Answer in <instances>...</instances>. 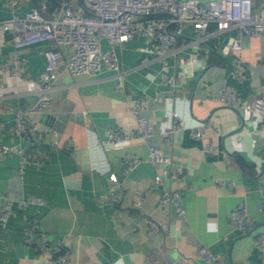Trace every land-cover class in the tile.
I'll list each match as a JSON object with an SVG mask.
<instances>
[{
  "label": "crops",
  "instance_id": "1",
  "mask_svg": "<svg viewBox=\"0 0 264 264\" xmlns=\"http://www.w3.org/2000/svg\"><path fill=\"white\" fill-rule=\"evenodd\" d=\"M65 1L21 0L16 12L23 15L34 5L46 4L47 16L60 15ZM71 1L75 8L82 7L81 0ZM252 2L253 12L264 14V0ZM11 14L7 1L0 0V19ZM165 15L156 12L143 17L141 32L117 48L125 70L124 89L116 88L118 77L111 70L71 74L66 68L70 48H61L64 57L50 90L51 104L33 115L59 131L55 137L45 136L42 143L50 150V159L20 171L16 150L0 157V199L12 200L6 225L0 223V264L52 263L50 254L24 241L31 216L52 241L70 237L73 264H171L181 251L202 244L220 252L224 264H264V243L255 241L264 230V123H258L249 107L253 96L264 97V36L246 35L236 28L219 31L211 24L203 38L194 41L198 33L187 24L164 68L176 79L184 77L179 92L176 97H158L168 86L160 77L163 66L151 30L153 19ZM168 28L173 30L174 25ZM234 38L240 39V50L231 46ZM52 45L41 41L19 49L24 69L8 83L13 90L0 96V120L5 124L0 127L1 142L32 145L13 131L14 116L18 108L36 99L37 81L47 62L44 50ZM15 50L11 34L0 31V64ZM236 57L246 67L245 79L232 75ZM5 84L0 72V86ZM223 84L233 86L240 98L222 101ZM128 94L147 98L142 113L152 119L153 134L100 146L108 126L130 129L136 125ZM208 119L214 125L194 135L193 127ZM174 121L182 126L171 130L167 139L163 128ZM70 137L73 145L64 146ZM208 142L218 148L206 150ZM150 143L182 167L180 176L167 184L181 189L183 214L174 206L160 205L161 189L154 185L157 167L148 157ZM130 153L141 160L126 170ZM112 172L118 181L112 179ZM114 187L120 192L117 202L98 199ZM137 188L147 189L142 206L134 203ZM20 199L28 200L26 207L19 205ZM239 202H245L256 218L245 231L229 223V212ZM146 216L169 221L168 232L152 229Z\"/></svg>",
  "mask_w": 264,
  "mask_h": 264
},
{
  "label": "built area",
  "instance_id": "2",
  "mask_svg": "<svg viewBox=\"0 0 264 264\" xmlns=\"http://www.w3.org/2000/svg\"><path fill=\"white\" fill-rule=\"evenodd\" d=\"M12 8V14L5 19H0V31L8 32L12 36L13 45L16 50L0 64V72L5 85L0 86V96L13 90L11 84L14 79L20 77L24 69V58L19 49L30 46L41 41H51L52 46L44 50L46 66L42 71L37 83L38 94L36 99L29 105L20 107L15 112L13 131L22 138L29 139L31 146L9 145L0 141V157L7 152L16 150L19 153L20 171L27 165L41 166L51 157L50 150L43 147L45 136H56L58 129L55 126L41 122L34 114H41L50 106L52 95L51 88L58 77L61 60L64 57L62 47L70 48L66 59V68L71 74H93L104 69L114 71L118 77L116 88L124 89V73L117 48L123 43L135 37L142 30L143 17L156 12H164L166 15L154 20L152 36L155 51L163 66L160 77L168 87L165 91L158 92V97L169 95L176 97L183 76L176 79L168 74L164 68L167 66L166 57L177 50V36L187 24L193 25L198 33V39L203 38L211 24L216 30H227L236 28L243 34L251 36H264V14L253 12L252 0H81L82 7L75 8L71 0L63 4L60 15L47 16L46 4L34 5L23 15L16 12V7L21 0H5ZM174 29H169V25ZM231 46L240 50L242 44L240 39L234 38ZM232 75L239 79L247 77L246 67L241 58L236 57V66ZM240 98L237 90L228 84H223L220 99L224 102H235ZM130 109L136 118V125L132 128H120L108 126L106 135L99 140L100 146L131 139L136 136L147 137L153 134V121L145 116L142 111L148 102L143 94L133 97L128 94ZM252 114L260 125L264 123V97L253 96L249 100ZM176 116V113L172 114ZM213 121L208 119L198 122L193 127V134L200 136L202 130L212 127ZM5 124L0 120V127ZM182 125L178 121L164 126L163 132L166 138L175 128ZM56 142L59 139L54 138ZM73 139L70 137L64 146L71 147ZM206 150H216L215 143L208 142ZM148 157L157 167L154 175V185L161 189V207L174 206L179 214L185 211L184 197L180 188L168 185L167 182L180 176L182 167L172 163L170 155L163 152L162 148L155 143L148 145ZM141 160L139 155L130 153L125 162L126 170L135 167ZM112 179L118 181L117 175L110 173ZM216 181L224 182L221 177ZM232 183V180L228 181ZM120 192L117 187L112 188L109 193L99 195L102 202H117ZM147 198V189L137 188L134 203L142 206ZM39 200L38 197H34ZM19 205L26 207L27 199H20ZM12 200L0 199V223L6 225ZM229 223L231 227L239 231H245L256 223L255 216L250 212L245 202H239L229 212ZM152 229L168 232L170 222L167 220L157 221L150 216L145 217ZM24 241L34 245L42 253L51 255V264H73L71 260L72 241L70 237L64 236L57 241L44 232L39 222L33 216L27 219L24 228ZM256 243H264V230L256 237ZM96 264H112L111 262L97 261ZM171 264H224L220 252L212 250L208 245L202 244L194 249L181 251Z\"/></svg>",
  "mask_w": 264,
  "mask_h": 264
}]
</instances>
